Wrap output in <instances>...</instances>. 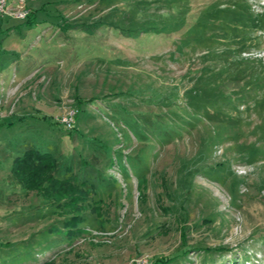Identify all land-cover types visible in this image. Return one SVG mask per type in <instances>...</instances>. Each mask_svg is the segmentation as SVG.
I'll return each mask as SVG.
<instances>
[{
  "label": "rangeland",
  "instance_id": "obj_1",
  "mask_svg": "<svg viewBox=\"0 0 264 264\" xmlns=\"http://www.w3.org/2000/svg\"><path fill=\"white\" fill-rule=\"evenodd\" d=\"M30 148L89 191L76 214L12 177ZM182 251L264 264V0H7L0 264Z\"/></svg>",
  "mask_w": 264,
  "mask_h": 264
},
{
  "label": "trees",
  "instance_id": "obj_2",
  "mask_svg": "<svg viewBox=\"0 0 264 264\" xmlns=\"http://www.w3.org/2000/svg\"><path fill=\"white\" fill-rule=\"evenodd\" d=\"M29 18L30 14L26 21ZM67 168L68 166L65 169ZM57 169L58 162L54 156L30 148L14 160L11 174L24 189L30 192L37 191L45 199L51 200L55 204L60 205L63 202L64 207L70 209L69 213L76 214L84 207L83 205L89 191L77 185V177L70 168H68V172L63 178L56 177L55 171ZM80 203H82V206H79ZM81 221L83 219L78 215V217L68 219L66 227L74 231L76 227H79ZM188 253L189 251H182L176 253L173 257L157 260L153 264H174L178 260L183 259L184 255Z\"/></svg>",
  "mask_w": 264,
  "mask_h": 264
},
{
  "label": "built area",
  "instance_id": "obj_3",
  "mask_svg": "<svg viewBox=\"0 0 264 264\" xmlns=\"http://www.w3.org/2000/svg\"><path fill=\"white\" fill-rule=\"evenodd\" d=\"M6 9H7V0H0V16L6 12ZM28 15L29 12L22 8L15 14L17 19H21V20H25L28 17ZM71 121L72 118L70 121H68V123H70ZM131 264H148V263L145 262V260H136L134 261V263Z\"/></svg>",
  "mask_w": 264,
  "mask_h": 264
}]
</instances>
